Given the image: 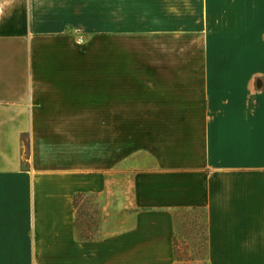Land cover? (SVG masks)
<instances>
[{
    "label": "crops",
    "instance_id": "0c3cea01",
    "mask_svg": "<svg viewBox=\"0 0 264 264\" xmlns=\"http://www.w3.org/2000/svg\"><path fill=\"white\" fill-rule=\"evenodd\" d=\"M176 212L264 264V0H0V264H176Z\"/></svg>",
    "mask_w": 264,
    "mask_h": 264
},
{
    "label": "rangeland",
    "instance_id": "374dc122",
    "mask_svg": "<svg viewBox=\"0 0 264 264\" xmlns=\"http://www.w3.org/2000/svg\"><path fill=\"white\" fill-rule=\"evenodd\" d=\"M23 159L25 158V146L23 148ZM24 165L26 162H23ZM149 160L144 156L126 161L118 170H123L126 175L116 176L108 179L110 187H120L122 189V208L123 213H126L128 203L129 181L128 176L135 167L149 166ZM123 177V178H122ZM112 201L107 204L98 203L94 197H78L75 200L78 207L77 218L80 220L78 234L81 238L95 241L100 239L101 234L114 228L104 227L105 220L114 219L115 212L119 213L120 200H117L114 195L110 197ZM116 199L117 204L113 202ZM125 217V216H124ZM175 233H174V257L176 264H207L206 258V236H205V221L201 212H176L174 213Z\"/></svg>",
    "mask_w": 264,
    "mask_h": 264
},
{
    "label": "trees",
    "instance_id": "16d2710c",
    "mask_svg": "<svg viewBox=\"0 0 264 264\" xmlns=\"http://www.w3.org/2000/svg\"><path fill=\"white\" fill-rule=\"evenodd\" d=\"M27 159H28V150H27V146H25V158H24V161H27ZM23 168L24 169L27 168L26 164L23 165Z\"/></svg>",
    "mask_w": 264,
    "mask_h": 264
}]
</instances>
